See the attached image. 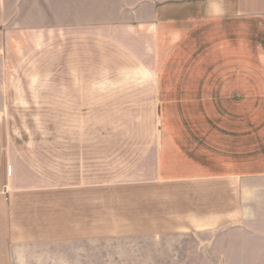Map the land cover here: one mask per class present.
<instances>
[{
	"label": "crops",
	"instance_id": "obj_1",
	"mask_svg": "<svg viewBox=\"0 0 264 264\" xmlns=\"http://www.w3.org/2000/svg\"><path fill=\"white\" fill-rule=\"evenodd\" d=\"M113 10L114 0H0V114L7 102L3 62L11 29H25L27 42L53 28L75 34L97 23V13ZM136 10L138 33L154 45V55L162 46H170L171 55H219L214 90L229 107L218 130L158 133L153 152L135 168L122 169L143 172L148 162L152 176L104 180L91 143L63 144L56 160L43 162L10 148L3 163L0 133V264H97L99 210L112 215L107 205L114 202V189L147 186L159 189L149 197L157 220L169 221L166 230L157 225L151 233L169 237L160 241L171 247L173 259L184 252L195 264H264V115L242 116L240 108L244 100H255L253 94L242 96L253 90L242 87V55H264V0H137ZM160 85L164 91L211 89ZM136 199L138 210L144 201ZM122 230L127 236L147 234Z\"/></svg>",
	"mask_w": 264,
	"mask_h": 264
},
{
	"label": "rangeland",
	"instance_id": "obj_2",
	"mask_svg": "<svg viewBox=\"0 0 264 264\" xmlns=\"http://www.w3.org/2000/svg\"><path fill=\"white\" fill-rule=\"evenodd\" d=\"M136 9L137 0H114L113 12L97 13L93 26L65 35L53 28L28 38L29 42L25 29H11L3 62L7 84L6 107L0 114L3 163L10 148L43 162L56 160L63 144L84 147L91 143L98 149L99 180L127 174L131 179L135 174L149 178L148 162L143 172L122 169L135 168L138 160L152 153L158 133L201 131L203 127L218 130L219 117L229 107L220 100L223 93L214 90L219 55H171L168 45L154 55V45L143 42L138 33ZM242 56V87L249 90L251 85L254 90L243 91L242 96L253 94L255 100H244L241 114L264 115V55ZM249 71L256 72L244 74ZM160 84L174 88L210 84L211 89L164 91L159 90L164 87ZM106 159L110 167L101 164ZM156 190L149 186L125 192L114 189L112 204L99 202V206H112L113 213L99 210L97 264L198 263L188 261L190 255L184 252L180 259H173L171 247L160 241L169 237L151 233L157 225L166 230L169 223L155 216L149 197ZM123 194L129 198L123 200ZM100 195L105 200V189H99ZM137 196L144 201L138 210ZM123 227L130 233L147 234L121 235Z\"/></svg>",
	"mask_w": 264,
	"mask_h": 264
}]
</instances>
